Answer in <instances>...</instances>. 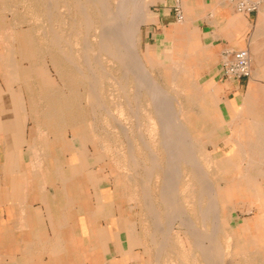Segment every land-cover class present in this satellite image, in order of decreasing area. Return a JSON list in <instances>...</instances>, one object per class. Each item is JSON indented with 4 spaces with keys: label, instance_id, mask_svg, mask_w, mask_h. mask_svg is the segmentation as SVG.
Returning a JSON list of instances; mask_svg holds the SVG:
<instances>
[{
    "label": "rangeland",
    "instance_id": "374dc122",
    "mask_svg": "<svg viewBox=\"0 0 264 264\" xmlns=\"http://www.w3.org/2000/svg\"><path fill=\"white\" fill-rule=\"evenodd\" d=\"M154 1H130L123 20L127 25L123 32L130 35L116 44L110 41L113 48L109 49L101 46L97 33L106 21L104 5L114 10L118 0H0V91L17 87L42 137L72 138L92 163L101 165L106 186L121 189L158 255L168 248L176 256L180 247L185 264L198 255L206 264L211 257L225 264L234 255L229 252L231 246L239 244L230 241L231 235L264 232V225L248 228L243 224L255 223L264 208L259 209L264 197L263 186H257L260 178L252 179L251 194L246 183L239 181L245 172L262 176L264 161L249 158L264 157V152L257 153L254 145L216 146L211 142L223 86L218 82L206 86L201 78L204 61L200 53L204 50L195 43V34L189 35L194 54L180 58L183 65L162 61L154 55L155 47L146 46L145 11ZM173 58L179 61L176 55ZM145 76L168 94V108L180 119L174 134H169L180 148L169 144L164 133L170 125V130L174 127L162 121L165 108L160 113L152 96L157 90L147 84L137 86ZM186 130L191 139L184 136ZM251 140L255 141H245ZM169 148L177 158L174 201H167L164 186L172 158ZM193 152L199 169L187 158ZM212 195L217 199L214 208L209 206ZM190 236L200 241L190 242ZM192 244L201 252L192 253ZM208 247H215L216 252L209 253ZM160 260L166 259L158 257L157 264ZM169 261L177 262L174 257Z\"/></svg>",
    "mask_w": 264,
    "mask_h": 264
},
{
    "label": "crops",
    "instance_id": "0c3cea01",
    "mask_svg": "<svg viewBox=\"0 0 264 264\" xmlns=\"http://www.w3.org/2000/svg\"><path fill=\"white\" fill-rule=\"evenodd\" d=\"M238 1L155 0L145 11L143 34L146 46L157 50L156 57L175 65H183L181 59L194 54L189 35H196L195 43L204 50L200 53L204 61L201 78L206 86L214 82L223 86L211 142L216 146L254 145L262 154L264 0L251 12L237 11ZM177 3L183 13L178 22L173 10ZM228 47L249 50L250 77L222 76L221 53ZM22 99L17 87L0 91V264H157L158 257L166 259L158 264H170L171 257L176 264H185L180 247L176 256L168 248L161 255L152 249L151 238L121 189L106 186L101 165L92 163L72 138L42 137ZM249 138L255 141L246 142ZM249 159L264 161V157ZM259 178L257 186L264 191V173ZM260 202L262 209V195ZM263 210L255 223L243 224L262 227ZM189 238L200 241L196 236ZM230 238L239 244L231 246L229 252L234 255L225 264H264V232ZM190 247L192 253L198 251L195 244ZM212 248L209 253L216 252ZM189 260L190 264H206L199 255ZM209 264H217L216 257Z\"/></svg>",
    "mask_w": 264,
    "mask_h": 264
},
{
    "label": "bare ground",
    "instance_id": "6f19581e",
    "mask_svg": "<svg viewBox=\"0 0 264 264\" xmlns=\"http://www.w3.org/2000/svg\"><path fill=\"white\" fill-rule=\"evenodd\" d=\"M80 1V0H79ZM130 1L131 0H118V5L117 6H115V8H114V10L113 9H111V7L110 6H108V5H104V11H103V18H104V20H106V21H103V22H105L104 24L103 23H100L101 24V26H103V28H101L100 27V32L99 33H97L98 34V36H97V38L99 39V43H101V46L103 47V46H105V47H108L109 49H111V48H113L111 45H113L114 43L116 44L117 43V41L119 40V39H128V36L130 35H128L127 37H126V35L124 34V32L123 31H125V29L127 28V25H125V23H124V18L127 16L126 15V10H128V8H129V3H130ZM141 1H143V4L145 3V0H141ZM68 16V15H67ZM86 16H88V15H86ZM102 16V15H101ZM144 16V15H143ZM142 15L140 16L141 18L143 17ZM89 18H90V16H88ZM88 17H87V19H88ZM84 18H86V17H84ZM89 21H90V19H88ZM126 20V19H125ZM128 20H129V18H128ZM127 20V21H128ZM84 21H86V20H84ZM89 21H87L88 23H89ZM101 22V21H100ZM127 23V22H126ZM90 24V23H89ZM99 25V24H98ZM85 26H87V24L85 25ZM95 28H97V26L95 27ZM97 29H99V28H97ZM97 29H95V30H97ZM89 30V29H88ZM87 30V31H88ZM126 32H128V29L126 30ZM92 33V32H91ZM86 34H88V33H86ZM85 34V35H86ZM132 35V34H131ZM88 37V36H87ZM93 37V36H92ZM132 37V36H131ZM130 37V38H131ZM86 38V37H85ZM129 38V39H130ZM133 38V37H132ZM131 38V39H132ZM87 39V38H86ZM130 39V40H131ZM112 42L113 44H111L110 45V43L109 42ZM122 41V40H121ZM120 41V42H121ZM125 41V40H124ZM133 41V40H132ZM131 43V42H130ZM129 43H127V45H128ZM107 48V49H108ZM103 49V48H102ZM106 49V48H105ZM105 50V52L106 51H108V50ZM103 51V50H102ZM133 55L136 57V58H139L138 57V55H137V53H136V51H134L133 52ZM113 57V56H112ZM115 57V56H114ZM98 75V74H97ZM147 75V74H146ZM140 80V84H138L137 86L140 88V86L142 87V86H144V84H147V86H148V88L149 89H152V88H154L155 90H157V92H155V93H153V98H154V102H155V104H156V106H157V108L159 109V112L160 113H162V111H163V107L165 108V113H166V115H165V117L163 118V122L165 121V123H169V124H172V126L174 127L173 129H171V130H174V131H171L170 130V128H171V125L169 126L170 128H168L169 130H168V132H167V130H165L164 131V133L167 135V140H169L170 139V142H169V144H172L173 143V137L174 136H172L174 133L173 132H175V126L178 124L177 122H179L180 123V119H178V116L174 113V111H170L169 110V108H168V104H167V102H169V97H168V94L167 93H165L164 92V89H162V88H160L159 86H156V84L155 83H152V78H150V77H143V78H141V79H139ZM137 82H138V80H136ZM146 87V86H145ZM138 88V89H139ZM170 96V95H169ZM110 104H113L112 102H111V100H110ZM161 109H162V111H161ZM107 111H108V109H107ZM134 114H136L135 112H134ZM201 114V113H200ZM158 117V116H157ZM162 118V117H161ZM136 121V120H135ZM185 128L183 125L181 126V128ZM180 130V129H179ZM189 130V129H188ZM169 131H170V133L172 134H169ZM177 131V130H176ZM188 131L186 130V131H184V136H186L187 137V139H191V136H190V134L189 133H187ZM178 134V133H177ZM181 135V134H180ZM177 136V135H176ZM182 138V137H181ZM179 140V139H178ZM195 140V139H194ZM182 142V141H181ZM173 144H175V143H173ZM172 144V145H173ZM176 144H178L177 142H176ZM175 144V145H176ZM171 145V146H172ZM175 145H173V147L175 146ZM170 146V145H169ZM168 146V147H169ZM172 147V148H173ZM172 148H169V152L172 154V158L168 161V168H167V170H166V182H167V184H166V182H165V180H164V184H166V185H164L166 188H167V191L165 192L166 193V195H167V201H174V196L176 195V194H178L177 192H176V194H175V191H174V189H172V188H174L173 187V180L175 181V177H176V172H175V162H176V160H177V158L174 156V154H175V152H174V150L172 149ZM175 148H180V147H177V145H176V147ZM177 150V149H176ZM175 150V151H176ZM184 150V149H183ZM180 151V150H179ZM194 151V150H193ZM185 152V151H184ZM186 153V152H185ZM186 155V154H185ZM174 156V157H173ZM188 156V157H187ZM186 157L188 158V159H190L191 160V162H192V167H198V169L200 168V165L198 164V161H196V159H195V154H194V152L193 153H188V155H187ZM196 158H197V156H196ZM191 164V163H190ZM177 167V166H176ZM203 174V173H202ZM252 174H247L246 172L244 173V175H242V176H240V180L239 181H241V183L243 184V185H245V183H246V191H248L250 194H251V192H252V187H253V185H252V179H255V180H257V179H259V177L260 176H258V174L257 175H255V176H251ZM199 176V175H198ZM207 177V176H206ZM202 179V178H201ZM200 181V180H199ZM202 181V180H201ZM204 181V180H203ZM259 181V180H258ZM205 182V181H204ZM260 182V181H259ZM206 183V182H205ZM200 184H201V182H200ZM199 184V185H200ZM175 185V184H174ZM177 185V184H176ZM203 185H204V183H203ZM242 185V186H243ZM163 186V187H164ZM205 186V185H204ZM240 186V185H239ZM207 187V186H206ZM244 187V186H243ZM168 188H170V189H168ZM188 188V187H187ZM186 188V189H187ZM191 188V187H190ZM164 189V188H163ZM175 189H176V187H175ZM184 189V188H183ZM195 189H197V188H195ZM207 189V188H206ZM205 189V190H206ZM170 190V191H169ZM192 191V190H191ZM190 191V192H191ZM203 191V190H202ZM208 192H209V194H212V191H213V189H211L210 187H208V190H207ZM207 191H206V193H207ZM185 192V191H184ZM164 193V194H165ZM182 193H183V191H182ZM208 194V193H207ZM208 194V195H209ZM217 195V194H216ZM199 196H200V194H199ZM177 197V196H176ZM175 197V198H176ZM212 197V202H210V201H207V202H210V208L212 207V208H214V207H217L216 205H217V199H216V197H214V195H212L211 196ZM214 197V198H213ZM208 198H210V197H208ZM178 199V198H177ZM211 199V198H210ZM208 200V199H207ZM149 202V201H148ZM176 202V201H175ZM174 202V203H175ZM177 202H179V201H177ZM207 202H206V204H207ZM167 203V202H166ZM200 206V205H199ZM153 207V206H152ZM205 207H206V205H205ZM200 208V207H199ZM207 209V208H206ZM154 210V209H153ZM154 212V211H153ZM201 213V212H200ZM157 214V213H156ZM215 214H217V213H215ZM168 235V234H167ZM214 238V237H213ZM212 240V239H211ZM220 243V242H219ZM209 245V244H208ZM207 245V246H208ZM209 248V247H208ZM213 256V255H212ZM212 258V257H211ZM212 260V259H211ZM216 262H217V260H216ZM215 263V262H214Z\"/></svg>",
    "mask_w": 264,
    "mask_h": 264
},
{
    "label": "built area",
    "instance_id": "2783aa9c",
    "mask_svg": "<svg viewBox=\"0 0 264 264\" xmlns=\"http://www.w3.org/2000/svg\"><path fill=\"white\" fill-rule=\"evenodd\" d=\"M260 0H240L236 4L237 11L251 12L258 9ZM174 14L178 21L183 19L180 5L177 3L173 7ZM221 74L225 78L243 79L251 75V57L247 48L228 47L221 53L220 63Z\"/></svg>",
    "mask_w": 264,
    "mask_h": 264
}]
</instances>
